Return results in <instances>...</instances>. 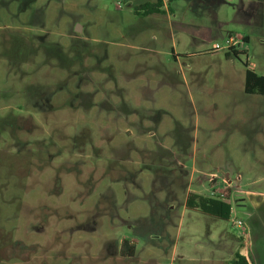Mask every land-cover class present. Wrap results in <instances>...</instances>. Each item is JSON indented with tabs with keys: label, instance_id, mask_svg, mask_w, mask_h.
Returning <instances> with one entry per match:
<instances>
[{
	"label": "rangeland",
	"instance_id": "rangeland-1",
	"mask_svg": "<svg viewBox=\"0 0 264 264\" xmlns=\"http://www.w3.org/2000/svg\"><path fill=\"white\" fill-rule=\"evenodd\" d=\"M146 1L0 0V264H225L246 247L264 202V96L245 93L247 70L264 76V0L141 17ZM192 192L231 201L230 220L187 209Z\"/></svg>",
	"mask_w": 264,
	"mask_h": 264
},
{
	"label": "trees",
	"instance_id": "trees-1",
	"mask_svg": "<svg viewBox=\"0 0 264 264\" xmlns=\"http://www.w3.org/2000/svg\"><path fill=\"white\" fill-rule=\"evenodd\" d=\"M164 2L163 0H157V3L152 4L149 1L140 3L139 6L135 7L136 14L141 17H149L153 15L164 14L163 11ZM249 41V37L245 39ZM46 49L56 50L52 45H47ZM227 58L234 56L238 58L239 53L232 51V53L225 54ZM61 56V55H60ZM245 93L248 95H259L264 96V76H259L256 73L247 70L245 76ZM186 207L190 210H198L199 212L218 218L221 220L229 221L232 215V203L221 197H207L199 195L196 193L189 194ZM8 239L11 237L7 235ZM3 242V241H2ZM4 243V242H3ZM135 245L131 244L129 241H125L122 247V255L126 257H134L135 255ZM1 258V253H0ZM228 264H252L251 257L249 255L244 256L237 253L235 259Z\"/></svg>",
	"mask_w": 264,
	"mask_h": 264
},
{
	"label": "crops",
	"instance_id": "crops-1",
	"mask_svg": "<svg viewBox=\"0 0 264 264\" xmlns=\"http://www.w3.org/2000/svg\"><path fill=\"white\" fill-rule=\"evenodd\" d=\"M249 195H251L250 192H249ZM232 213H233V206H232ZM253 224L255 225L257 229L256 234H254L253 231L251 232ZM248 225H249L248 231H250V233L248 234V238L246 239L247 241L246 247L237 251L235 255H237V253L244 255V256L249 255V257H251L252 264H264V261L261 257L262 251H258L257 246H256L257 244L261 242V239L264 238V202L261 201L260 199H259L257 206L253 208ZM223 254H225V252H222V255ZM233 260L234 259H232L231 261ZM228 263H225V264H228Z\"/></svg>",
	"mask_w": 264,
	"mask_h": 264
},
{
	"label": "built area",
	"instance_id": "built-area-1",
	"mask_svg": "<svg viewBox=\"0 0 264 264\" xmlns=\"http://www.w3.org/2000/svg\"><path fill=\"white\" fill-rule=\"evenodd\" d=\"M232 43H233V39L229 38L226 41V46L216 45L215 49L217 51H222V50H225V49H229L231 47ZM235 224L237 225L238 228H243V226H244L243 222L239 221V220H236Z\"/></svg>",
	"mask_w": 264,
	"mask_h": 264
},
{
	"label": "water",
	"instance_id": "water-1",
	"mask_svg": "<svg viewBox=\"0 0 264 264\" xmlns=\"http://www.w3.org/2000/svg\"><path fill=\"white\" fill-rule=\"evenodd\" d=\"M80 28H81L80 26L77 27L78 30H79Z\"/></svg>",
	"mask_w": 264,
	"mask_h": 264
}]
</instances>
